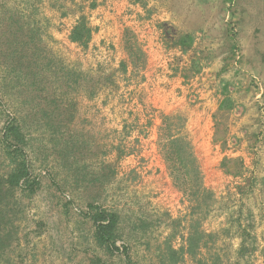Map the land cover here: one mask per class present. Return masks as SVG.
<instances>
[{
    "label": "rangeland",
    "instance_id": "1",
    "mask_svg": "<svg viewBox=\"0 0 264 264\" xmlns=\"http://www.w3.org/2000/svg\"><path fill=\"white\" fill-rule=\"evenodd\" d=\"M10 122L38 185L11 198L0 264H129L123 247L130 264H264V0H0L4 177ZM169 133L199 198L171 175ZM91 204L119 216V251L96 243Z\"/></svg>",
    "mask_w": 264,
    "mask_h": 264
},
{
    "label": "trees",
    "instance_id": "2",
    "mask_svg": "<svg viewBox=\"0 0 264 264\" xmlns=\"http://www.w3.org/2000/svg\"><path fill=\"white\" fill-rule=\"evenodd\" d=\"M90 29L81 21L72 31L70 40L73 43L86 45L90 39ZM193 39L191 36H183L179 39L178 45L183 47H191ZM165 123L171 121L166 116ZM170 130V129H167ZM163 145V154L165 161L169 164L171 175L177 186L188 185L190 191L196 197H201V174L197 166L193 153L190 150L189 143L184 137H170ZM170 137V138H169ZM3 142L7 148L8 155L13 159V170L7 176L0 175V253L4 251L12 243L9 220V204L11 198L14 197L17 189H25L32 193L35 192V186L38 183L31 179L29 166L24 157V146L26 138L18 124L10 122L5 126L3 133ZM202 191V192H201ZM89 209L93 212L92 220L95 225V241L109 252L119 251L117 235L119 216L116 213H109L101 207L89 205ZM201 238L191 236L188 240L187 253L196 256V250L199 247ZM121 252L125 255V260L130 264L129 249L123 247Z\"/></svg>",
    "mask_w": 264,
    "mask_h": 264
},
{
    "label": "crops",
    "instance_id": "3",
    "mask_svg": "<svg viewBox=\"0 0 264 264\" xmlns=\"http://www.w3.org/2000/svg\"><path fill=\"white\" fill-rule=\"evenodd\" d=\"M52 13H53L52 14V17H56V19H59V22H58L59 24H60V22L66 24V27L63 26V28H67L68 29L67 22L70 21L73 17H74L73 23L75 22L74 25L77 22V18H78L77 15H75V16L74 15H70V14L66 13V11H64V10H59V12H56V13L55 12H52ZM59 29L61 30L60 27H58V29H55L54 30L55 31V34H56V32H57L58 35L60 34Z\"/></svg>",
    "mask_w": 264,
    "mask_h": 264
}]
</instances>
